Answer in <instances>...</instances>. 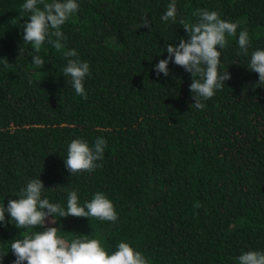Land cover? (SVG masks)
Segmentation results:
<instances>
[{"label": "trees", "instance_id": "16d2710c", "mask_svg": "<svg viewBox=\"0 0 264 264\" xmlns=\"http://www.w3.org/2000/svg\"><path fill=\"white\" fill-rule=\"evenodd\" d=\"M23 3L0 0V203L39 178L42 198L65 211L71 190L81 205L104 192L118 219L54 214L51 225L18 229L5 212L0 264L15 259L13 240L47 226L69 241L100 238L109 253L129 243L149 264H239L244 252H264V86L248 69L251 53L264 49V0H176L175 23L161 19L171 0H77L61 31L65 50L90 65L86 99L63 75L62 52L47 39L39 53L23 41ZM198 10L239 22L221 54L231 79L203 110L193 106L190 73L172 62L168 76L154 72L166 45L187 39L180 19L197 23ZM245 29L248 55L237 43ZM81 137L104 138L103 158L70 175L67 146Z\"/></svg>", "mask_w": 264, "mask_h": 264}, {"label": "clouds", "instance_id": "9594fccd", "mask_svg": "<svg viewBox=\"0 0 264 264\" xmlns=\"http://www.w3.org/2000/svg\"><path fill=\"white\" fill-rule=\"evenodd\" d=\"M21 7L30 13L23 26V41L31 44L34 52L39 53L47 39L57 51L62 52L66 60L63 75L70 78L75 93L86 99L84 81L90 74V65L80 59L76 49L65 50L66 37L61 31V26L78 11L77 0H25ZM193 15L199 16L197 23L183 18L179 21L187 33V39L181 38L178 44L166 45L168 55L158 60L154 65V72L157 77L161 73L168 76V65L172 62L190 73L192 79L189 89L194 101L193 106L203 110L206 107L204 101L211 99L216 91L222 90L225 82L231 79L227 68L223 72L220 71L221 54L228 44L226 34L234 36L239 22L221 19L217 11L198 10ZM161 19L176 22V0H171ZM141 25L150 28L147 14L142 18ZM237 43L241 52L248 55L250 39L246 29L239 32ZM31 61L40 68L45 63L39 55H33ZM248 69L258 74L257 85L264 86V49L251 53ZM105 147L106 140L102 137H97L92 145L82 137L72 139L64 159L69 174L91 172L100 167L97 161L102 160ZM44 188L41 179L33 178L20 190L18 199H9L6 207L0 203V223L5 222V212L18 229L43 227L46 220L51 225L55 222L54 214L59 217H95L110 222H116L118 219L115 205L104 192H96L90 201L81 205L78 189L71 190L68 192L65 211L59 203H50L47 198H42ZM195 206L199 207L198 204ZM59 231L58 227L47 226L42 231L25 233L22 239L13 240L10 250L15 259L11 264H149V260L129 243L119 242L116 250L109 253L102 246L100 238L89 239L88 235H81L69 241L59 235ZM7 253H0V262ZM237 259L239 264H264V252L247 251Z\"/></svg>", "mask_w": 264, "mask_h": 264}]
</instances>
